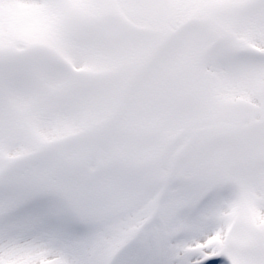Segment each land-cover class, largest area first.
Returning <instances> with one entry per match:
<instances>
[{"label":"rangeland","instance_id":"374dc122","mask_svg":"<svg viewBox=\"0 0 264 264\" xmlns=\"http://www.w3.org/2000/svg\"><path fill=\"white\" fill-rule=\"evenodd\" d=\"M50 7L39 24L0 35V51L14 46L20 57L15 65L0 58V198L11 177L23 202L76 219L118 169L227 175L264 162V0ZM197 22L229 41L189 27ZM214 146L204 164L200 151Z\"/></svg>","mask_w":264,"mask_h":264},{"label":"snow or ice","instance_id":"6c2138e0","mask_svg":"<svg viewBox=\"0 0 264 264\" xmlns=\"http://www.w3.org/2000/svg\"><path fill=\"white\" fill-rule=\"evenodd\" d=\"M54 2L0 0V35L39 24ZM0 58L20 61L14 46ZM6 185L0 264H264V162L227 175L195 166L118 169L76 219L23 202L14 178Z\"/></svg>","mask_w":264,"mask_h":264},{"label":"bare ground","instance_id":"6f19581e","mask_svg":"<svg viewBox=\"0 0 264 264\" xmlns=\"http://www.w3.org/2000/svg\"><path fill=\"white\" fill-rule=\"evenodd\" d=\"M196 25L198 27H201L202 29L206 30L207 33H208V35H209L210 40H212V41L222 42V41H225V40H228L229 39L228 36H225V35L221 34L220 31L213 24H210V23H207V22H197ZM228 145H230V141L227 142L226 146H228ZM202 150L203 151H200V152H202V153L205 154L204 155L205 157H204V160H203L204 161V164H207L209 162L211 163V161L208 160V158L214 156V155H212V153H214L216 151V146H214L211 149H202ZM140 168H142V167H140ZM199 169H201V168L199 167ZM65 213L66 212L64 210H62L60 212V214H59L60 217L67 218L66 215H65ZM40 236L41 237L51 238L53 236V234H52V232H42V233H40ZM39 242L40 243H43L44 240L43 239H40ZM48 259H56V257H48Z\"/></svg>","mask_w":264,"mask_h":264}]
</instances>
